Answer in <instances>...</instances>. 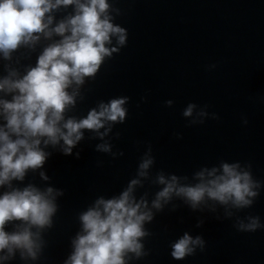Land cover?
Wrapping results in <instances>:
<instances>
[{
	"label": "water",
	"instance_id": "water-1",
	"mask_svg": "<svg viewBox=\"0 0 264 264\" xmlns=\"http://www.w3.org/2000/svg\"><path fill=\"white\" fill-rule=\"evenodd\" d=\"M108 4L126 33L122 45L113 37L119 84L138 173L152 161L138 175L163 264H264V0ZM223 163L249 173V205L205 198L193 208L172 194L152 207L157 176L192 185ZM253 217L259 227H239ZM184 233L203 243L174 259L171 245Z\"/></svg>",
	"mask_w": 264,
	"mask_h": 264
},
{
	"label": "clouds",
	"instance_id": "clouds-1",
	"mask_svg": "<svg viewBox=\"0 0 264 264\" xmlns=\"http://www.w3.org/2000/svg\"><path fill=\"white\" fill-rule=\"evenodd\" d=\"M68 5L73 6V14L53 25L51 11ZM108 7L107 0H0L3 58H9L21 45L31 47L40 34L60 37L44 47L35 64L22 75L12 69L0 77V92L11 93L10 99L0 97V119L4 121L0 124V186L10 187L13 179L21 180L26 170L43 164L48 154L41 144L62 142V152L69 154L81 139L82 129L95 131L106 122L123 121L126 97L102 101L80 119L64 116L76 95L75 89L68 91L69 87L95 74L104 57L116 51L106 46L113 37L117 45L125 42V29L111 22ZM193 107L189 104L183 115H191ZM97 148L107 151L108 145ZM151 162L150 157L142 160L140 176L146 174L143 170ZM237 168L236 164L223 163L219 173L216 168L201 170L195 174L198 182L192 185L178 184L174 175L167 179L159 175L157 182L163 187L155 194L152 207L159 209L161 201L166 202L172 194L182 196L193 208L205 198L235 207L247 206L256 194L254 182L248 172ZM41 176L46 179L43 172ZM137 183L132 179L118 196L97 198L80 214L82 233L73 240V251L64 264H125L126 253L141 254L138 238L145 235L142 225L152 214L143 199L134 200L131 195ZM55 209L51 187L41 191L29 184L0 192V260L10 258L14 250L20 251L21 258L35 259L40 247L39 229L50 225ZM10 221L19 223L15 230L6 231L5 224ZM239 227L254 230L259 227L258 219L250 218ZM202 243L200 237L184 233L172 243L170 255L182 259Z\"/></svg>",
	"mask_w": 264,
	"mask_h": 264
}]
</instances>
